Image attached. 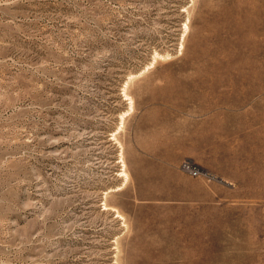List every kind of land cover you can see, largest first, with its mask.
<instances>
[{
  "label": "rangeland",
  "instance_id": "obj_1",
  "mask_svg": "<svg viewBox=\"0 0 264 264\" xmlns=\"http://www.w3.org/2000/svg\"><path fill=\"white\" fill-rule=\"evenodd\" d=\"M0 264H264V0H0Z\"/></svg>",
  "mask_w": 264,
  "mask_h": 264
},
{
  "label": "crops",
  "instance_id": "obj_2",
  "mask_svg": "<svg viewBox=\"0 0 264 264\" xmlns=\"http://www.w3.org/2000/svg\"><path fill=\"white\" fill-rule=\"evenodd\" d=\"M188 142H189V144L184 142V145H189L190 147H194L193 138H191V140H189ZM141 145H144L145 150H149V149H147V142L145 139H143L141 141ZM182 154H191V153L187 152V151L182 152L179 150L173 151V152L162 151L158 154L157 153L151 154L149 152H145L144 155L141 154L139 159L146 160V161L153 160V161L159 162V163L164 164V165L168 164V165H172L173 167L174 166L177 167V165L179 164V162L182 158ZM171 182L178 184L180 186L184 185V187H190L189 185L193 182V179H191L190 177H188V176H186L180 172L175 177L172 178Z\"/></svg>",
  "mask_w": 264,
  "mask_h": 264
},
{
  "label": "built area",
  "instance_id": "obj_3",
  "mask_svg": "<svg viewBox=\"0 0 264 264\" xmlns=\"http://www.w3.org/2000/svg\"><path fill=\"white\" fill-rule=\"evenodd\" d=\"M181 166L184 171L192 175H199L202 173V171L197 166H195L193 163L189 161H184Z\"/></svg>",
  "mask_w": 264,
  "mask_h": 264
},
{
  "label": "bare ground",
  "instance_id": "obj_4",
  "mask_svg": "<svg viewBox=\"0 0 264 264\" xmlns=\"http://www.w3.org/2000/svg\"><path fill=\"white\" fill-rule=\"evenodd\" d=\"M124 174H125V176H126L125 178H127V177H128L127 173H126V172H124Z\"/></svg>",
  "mask_w": 264,
  "mask_h": 264
}]
</instances>
